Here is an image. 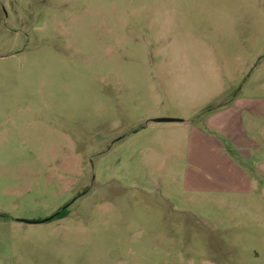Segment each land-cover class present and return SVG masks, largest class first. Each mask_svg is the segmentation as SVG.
<instances>
[{
    "label": "rangeland",
    "instance_id": "rangeland-1",
    "mask_svg": "<svg viewBox=\"0 0 264 264\" xmlns=\"http://www.w3.org/2000/svg\"><path fill=\"white\" fill-rule=\"evenodd\" d=\"M236 94L264 98V0H0V264H264L261 183L187 185Z\"/></svg>",
    "mask_w": 264,
    "mask_h": 264
},
{
    "label": "crops",
    "instance_id": "crops-1",
    "mask_svg": "<svg viewBox=\"0 0 264 264\" xmlns=\"http://www.w3.org/2000/svg\"><path fill=\"white\" fill-rule=\"evenodd\" d=\"M189 135L188 161L196 166L189 170L197 177L187 181L190 189L247 197L259 182L264 188V98L222 99Z\"/></svg>",
    "mask_w": 264,
    "mask_h": 264
},
{
    "label": "trees",
    "instance_id": "trees-1",
    "mask_svg": "<svg viewBox=\"0 0 264 264\" xmlns=\"http://www.w3.org/2000/svg\"><path fill=\"white\" fill-rule=\"evenodd\" d=\"M69 206V205H68ZM68 206L52 215L50 218L47 219V221H55L65 218L69 214Z\"/></svg>",
    "mask_w": 264,
    "mask_h": 264
},
{
    "label": "water",
    "instance_id": "water-1",
    "mask_svg": "<svg viewBox=\"0 0 264 264\" xmlns=\"http://www.w3.org/2000/svg\"><path fill=\"white\" fill-rule=\"evenodd\" d=\"M154 121L155 122H176V121H181V120L169 119V118H161V119H156ZM45 221H47V220H45Z\"/></svg>",
    "mask_w": 264,
    "mask_h": 264
}]
</instances>
